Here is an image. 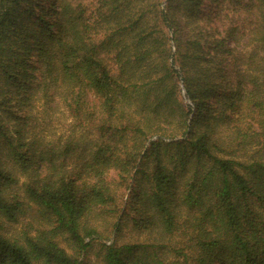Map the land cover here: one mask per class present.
Segmentation results:
<instances>
[{"label": "trees", "instance_id": "16d2710c", "mask_svg": "<svg viewBox=\"0 0 264 264\" xmlns=\"http://www.w3.org/2000/svg\"><path fill=\"white\" fill-rule=\"evenodd\" d=\"M229 1L250 14L237 30L251 45L245 75L228 80L218 63L193 70L192 115L181 111V139L166 140L156 131L175 117L160 106L166 83L181 58L188 74L191 58L174 55L171 39L199 48L177 27L209 19L203 0H0V264H80L94 236L108 239L83 219L118 209L113 178L134 183L126 204L145 237L104 240L102 264H264V0ZM221 98L242 123L229 136L237 155H221L225 140L211 137L209 118L226 117L214 115ZM63 106L77 135L54 121ZM26 207L41 226L5 233Z\"/></svg>", "mask_w": 264, "mask_h": 264}, {"label": "rangeland", "instance_id": "374dc122", "mask_svg": "<svg viewBox=\"0 0 264 264\" xmlns=\"http://www.w3.org/2000/svg\"><path fill=\"white\" fill-rule=\"evenodd\" d=\"M81 1L87 3L88 0ZM206 2L207 0H203L201 6L204 8V11H212L209 19H197L195 21L188 20V22L185 24L182 21V23H180L177 27V29L180 30V37L182 36L187 39L190 34V38L200 40L198 45L199 48L195 49L193 47H182L179 49L175 44V40L171 39V47L174 55L180 50L181 53L188 52V58H191L189 60L190 64H188V68L190 69L187 72L188 74H183L181 67L185 66L187 62L184 58H181V60L179 59L180 61H176L174 64V68L177 70L175 77L166 83V89L170 90L171 94L170 96H166V99L169 102L167 104L160 105L162 107L161 109L165 110L164 113L168 117L171 115L167 113L172 112L174 109L176 110L174 111L175 117H172L174 119L172 124L170 126L166 124L164 128L156 130L159 133H165L164 137L166 140L181 139L182 128L179 126L173 127L174 122H177L178 119H181V111H183L184 117H186V113L188 112L187 121H189V118L192 115L191 110L193 109L194 101L191 95L187 93L186 83L188 76L196 75L191 74L193 70H198L200 66H209L213 63H218L223 75L227 77L228 80L237 77L238 73H241L243 77L245 75L246 55L248 56L251 45H246L248 37L247 31L244 37L237 40V30L239 32H243L247 29V24L250 20V14L247 12L245 13L243 10L240 11L237 9V6L234 3H231L229 0H219L218 3L217 1L213 0L211 5H208ZM208 41L211 45V52L209 50ZM194 50L199 52V58L193 57L195 55ZM193 73H196V71H193ZM261 77L264 78V76ZM195 81L196 79L193 78L192 82ZM246 84L248 83L243 82L241 83V86H246ZM261 93L264 94V90L261 89ZM159 95L162 94L159 93ZM213 97H215V95H213ZM226 102L227 100L225 98H221L218 99V101L214 104V115L216 116L223 112L226 116L223 121L219 122L216 118L214 120L212 117L209 118V121L216 124L212 128L211 137L214 140H225V151H222L220 154L223 156H232L233 154L237 155V153H240V151L239 149L237 151L236 147L237 138L231 139L232 135H234H230L231 130L237 124L242 123H237V107L235 109L232 106H228ZM77 120L78 119L74 118L72 114H70L69 111L64 108V106L56 112L54 119L55 123L61 124L58 128L61 129V132L65 133L66 130L69 131V128L71 127L70 125H73L76 135L79 132V127L75 126L77 124H75L74 121ZM248 121L249 119H247V122ZM203 126V123L200 122L198 128H203ZM155 138L156 135L151 137V139ZM246 147V151L250 153L253 151L255 146L252 144ZM108 177L110 179L113 178L114 172L110 171ZM133 184L131 182V185L128 187H124V185L117 186V181H114L113 178L111 185L116 192L114 204L118 207V209L116 211L114 210L107 213L106 211L100 212L101 209L98 208L89 212V214L83 219L85 224L96 227L101 235H108V239L106 238V240L102 236H94L90 244L87 246L85 253L79 256L80 264H102L101 243L104 240L106 243H110L115 240V238L118 241L129 242L137 239H144L145 233H143L140 228L133 227L131 216L133 215L134 211L131 210L130 203L126 204V202H129V196L132 194L131 186H133ZM110 207L111 205L105 208L109 209ZM31 211V208L26 207V212L19 215L17 220L8 221L4 219V232L13 236H18L25 230L33 233L34 228L39 227L38 225H40V223L34 219ZM122 212H125V215L122 214ZM115 220H117V223L115 226H113V222ZM54 236L59 245L65 248L69 254L76 255L73 244L68 240V238H66V234L57 233Z\"/></svg>", "mask_w": 264, "mask_h": 264}, {"label": "built area", "instance_id": "2783aa9c", "mask_svg": "<svg viewBox=\"0 0 264 264\" xmlns=\"http://www.w3.org/2000/svg\"><path fill=\"white\" fill-rule=\"evenodd\" d=\"M109 243V242H108Z\"/></svg>", "mask_w": 264, "mask_h": 264}]
</instances>
